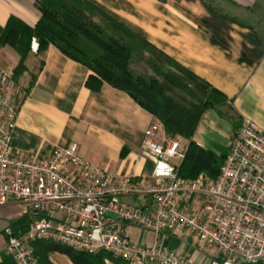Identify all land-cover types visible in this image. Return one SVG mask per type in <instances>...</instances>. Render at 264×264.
Returning <instances> with one entry per match:
<instances>
[{
    "label": "built area",
    "instance_id": "1",
    "mask_svg": "<svg viewBox=\"0 0 264 264\" xmlns=\"http://www.w3.org/2000/svg\"><path fill=\"white\" fill-rule=\"evenodd\" d=\"M20 93L13 69L0 65V207L16 203L37 216L21 234L5 230L4 253L14 264H39L33 244L43 241L129 264H196L163 245L176 231L215 250L207 264H264V131L254 123L244 119L229 140L216 179L188 180L176 170L185 146L165 135L157 142L154 122L141 140L152 171L136 179L83 160L75 144L47 156L16 148ZM124 197L147 202L131 206ZM131 228L150 238L139 243Z\"/></svg>",
    "mask_w": 264,
    "mask_h": 264
},
{
    "label": "crops",
    "instance_id": "2",
    "mask_svg": "<svg viewBox=\"0 0 264 264\" xmlns=\"http://www.w3.org/2000/svg\"><path fill=\"white\" fill-rule=\"evenodd\" d=\"M37 0H0V26L16 17L33 27L40 12ZM139 34L178 64L220 91L241 116L264 131V0H87ZM28 53L19 79V110L13 145L24 152L47 156L55 147L77 146L78 155L114 175L146 178L152 162L141 148L144 131L157 122L126 93L103 83L97 92L85 81L91 73L50 45ZM18 55L0 47V65L14 68ZM162 126L155 140L163 142ZM232 127L213 110L206 111L192 140L217 153L226 147ZM131 206L147 198L124 197ZM26 214L10 203L0 207V264H14L4 253L5 230ZM137 241L150 238L131 228ZM186 231L168 233L163 245ZM187 233V232H186ZM188 234V233H187ZM191 258L186 247L169 249ZM210 250V257L215 250ZM192 259V258H191ZM50 264H72L59 253L48 255ZM194 260V258H193ZM195 262L206 264L205 257Z\"/></svg>",
    "mask_w": 264,
    "mask_h": 264
},
{
    "label": "trees",
    "instance_id": "3",
    "mask_svg": "<svg viewBox=\"0 0 264 264\" xmlns=\"http://www.w3.org/2000/svg\"><path fill=\"white\" fill-rule=\"evenodd\" d=\"M35 6L40 17L33 27L12 16L0 26V47L10 46L18 55L16 84L32 40L38 54L52 45L91 72L85 81L90 91L106 83L126 93L156 119L167 138L178 135L186 140L176 166L179 178H217L228 147L217 146L216 153L198 146L192 137L208 110L229 122L230 139L235 135L243 120L226 96L87 0H37ZM36 217L33 212L23 214L9 228L21 234ZM33 253L39 264H50L51 253L65 255L72 264H129L104 252L87 254L50 241L35 242Z\"/></svg>",
    "mask_w": 264,
    "mask_h": 264
},
{
    "label": "rangeland",
    "instance_id": "4",
    "mask_svg": "<svg viewBox=\"0 0 264 264\" xmlns=\"http://www.w3.org/2000/svg\"><path fill=\"white\" fill-rule=\"evenodd\" d=\"M169 139H176L181 142L183 146H186V140H184L181 136L174 135L170 136ZM172 239L167 245V249H177L180 248V244L184 247H186L187 254L193 259L194 261L197 260L199 257H205L206 264L211 259L210 257V250L207 249L203 245H199L195 240L191 239L190 236L185 232L180 240L175 239L174 237H171ZM63 255V254H62ZM107 264H112L110 262H107ZM196 264H201L196 262Z\"/></svg>",
    "mask_w": 264,
    "mask_h": 264
}]
</instances>
